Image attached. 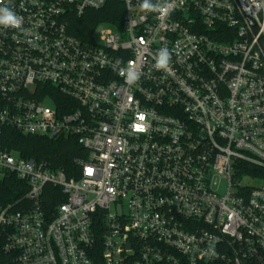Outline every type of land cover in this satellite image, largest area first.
Returning a JSON list of instances; mask_svg holds the SVG:
<instances>
[{"label":"built area","instance_id":"2783aa9c","mask_svg":"<svg viewBox=\"0 0 264 264\" xmlns=\"http://www.w3.org/2000/svg\"><path fill=\"white\" fill-rule=\"evenodd\" d=\"M120 1L81 40L109 0H0V264H264V0ZM8 129L86 155L69 176Z\"/></svg>","mask_w":264,"mask_h":264},{"label":"trees","instance_id":"16d2710c","mask_svg":"<svg viewBox=\"0 0 264 264\" xmlns=\"http://www.w3.org/2000/svg\"><path fill=\"white\" fill-rule=\"evenodd\" d=\"M123 5L120 0H109L101 10H89L85 15L71 14L69 28L72 34L81 40H87L93 31L103 22H120ZM6 142L10 149L19 152L22 156L32 157L46 161L52 167L66 171L69 176H74L75 159L85 156L86 151L75 137L61 136L56 138L42 136H26L17 131H6ZM246 173H256L264 176V170L256 169L245 163ZM19 182L16 178L5 180L0 185V202L13 199L15 186ZM50 203V202H49ZM50 206H56V201L51 200Z\"/></svg>","mask_w":264,"mask_h":264},{"label":"clouds","instance_id":"9594fccd","mask_svg":"<svg viewBox=\"0 0 264 264\" xmlns=\"http://www.w3.org/2000/svg\"><path fill=\"white\" fill-rule=\"evenodd\" d=\"M152 6L149 5L147 0H144V3L142 4L143 9H150ZM162 12H166L167 9H160ZM0 24L4 25H18L19 24V19L18 17L10 11L8 8H0ZM161 66H166L167 61L166 60H161L159 62Z\"/></svg>","mask_w":264,"mask_h":264}]
</instances>
